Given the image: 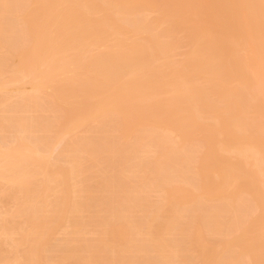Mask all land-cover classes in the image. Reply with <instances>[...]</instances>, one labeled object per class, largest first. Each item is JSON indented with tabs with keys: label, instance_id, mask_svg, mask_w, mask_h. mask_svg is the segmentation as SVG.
<instances>
[{
	"label": "bare ground",
	"instance_id": "bare-ground-1",
	"mask_svg": "<svg viewBox=\"0 0 264 264\" xmlns=\"http://www.w3.org/2000/svg\"><path fill=\"white\" fill-rule=\"evenodd\" d=\"M11 1L0 0L8 44L21 34L4 24ZM26 1L27 37L7 83L26 73L23 105L0 120V132H16L0 149V264H264V0H207L204 8L202 0ZM146 11L156 16L147 20ZM182 39L186 50L174 60ZM43 97L60 116L42 131L70 134L99 120V134L48 162L51 137L31 140L20 114L39 111ZM172 133L185 143L197 134L201 151L179 153ZM168 153L174 175L159 162ZM88 173L98 178L92 187L81 182ZM240 194L251 204L245 222L228 223L224 207L194 213L204 199L239 205ZM90 202L105 205L104 217L88 212ZM85 212L89 221L70 222ZM61 226L75 239L43 258ZM89 226L95 237L85 240ZM185 248H197L196 257Z\"/></svg>",
	"mask_w": 264,
	"mask_h": 264
},
{
	"label": "rangeland",
	"instance_id": "rangeland-1",
	"mask_svg": "<svg viewBox=\"0 0 264 264\" xmlns=\"http://www.w3.org/2000/svg\"><path fill=\"white\" fill-rule=\"evenodd\" d=\"M13 1V0H12ZM11 1V3H12V5H11V9H9V13L8 14H6V18L4 17L3 18V20H4V24L5 25H9V26H13V27H15V29H16V32L17 33H21L20 34V36L19 35H17V36H15V43L14 44H8L7 42H5V40L3 39V38H5V37H1L0 38V44H2V46L0 45V66H1V68H0V70H1V72H0V74H2V75H0V120H1V116H2V118H3V115L4 116H6V114H7V112H9V110L12 108V109H14L13 107H16L15 108V110L16 109H18L20 106H21V104H22V99H23V93L21 92V89H20V87L22 86V84H24V82L25 81H27L28 79V77H27V75H26V73L25 72H19L18 73V75H17V82H10L9 84H7L10 80H9V78L13 75V73L14 72H16V71H19V68H17L16 70H14V68L16 67L15 65H13L14 63H13V61H12V59H13V57H11L12 55H14V53L16 54V52H15V49L16 48H18V46H20V44H23L24 43V41H25V37H27V33H25L26 32V28H25V26H24V24H23V22H21L22 20H21V17L23 16L22 15V13L24 12V11H26V5H27V1L26 0H14L15 2H12ZM24 1H25V3H24ZM155 2H158L159 0H154ZM23 2V3H22ZM15 3V4H14ZM207 3V0H202V1H200V4H201V7H203L204 8V6H205V4ZM14 4V5H13ZM26 4V5H25ZM20 5V6H19ZM23 5H25V6H23ZM13 6V7H12ZM199 6H197L196 8L199 10V8H198ZM23 8H25V9H23ZM23 10V11H22ZM10 11H11V13H10ZM197 11V10H196ZM21 12V13H20ZM25 13V12H24ZM198 13H199V15H196V16H200V17H202L201 19H203V20H206L205 21V23H207L208 21H209V14H207V13H201V12H199L198 11ZM197 13V14H198ZM22 16H21V15ZM21 16V17H20ZM143 16H145L146 17V19L147 20H150L151 18H153V17H155L156 16V14H155V12H153V11H146V12H144V15ZM200 17H198V18H200ZM209 18V19H208ZM8 21L10 22V23H8ZM16 21H17V23H16ZM20 23V24H19ZM190 24L191 23H187V24H185L184 25V29H185V31H186V33H188V32H190L191 31V27H190ZM163 27V26H162ZM161 27V28H162ZM182 27H183V25H182ZM183 29V30H184ZM21 35H22V37H21ZM19 36V37H18ZM22 38V39H21ZM24 38V39H23ZM23 40V41H22ZM184 40V41H183ZM7 41V40H6ZM18 41V44L16 45V42ZM182 43H183V46L182 47H180L179 49H177L175 52H174V57L175 58H173L174 60L175 59H179L180 57V52H184L185 50H186V47L184 46L185 45V39H182ZM4 45V46H3ZM21 46H23V45H21ZM13 47V48H12ZM176 56H178V57H176ZM4 57V58H3ZM11 58V59H10ZM6 61V62H5ZM8 62V63H7ZM7 64V65H6ZM11 64L13 65L12 67H11ZM9 65V66H8ZM12 68H13V70H12ZM13 72H12V71ZM11 71V72H10ZM7 72H9V73H7ZM24 73V74H23ZM7 74V75H6ZM20 77V78H19ZM27 77V78H26ZM20 80H19V79ZM27 79V80H26ZM25 80V81H24ZM22 81V82H21ZM3 82H5V83H3ZM13 83V84H12ZM15 84H17V85H15ZM4 85V86H3ZM8 85H9V87H8ZM13 85H15V86H13ZM1 86H3V87H5V88H3V87H1ZM11 88H15V89H11ZM11 90V91H10ZM2 92V93H1ZM9 92V93H8ZM13 92V93H12ZM21 92V93H20ZM44 96H46L45 94H43ZM42 94H41V96H43ZM4 100H3V99ZM6 98V99H5ZM8 98V99H7ZM22 98V99H21ZM48 101V102H47ZM11 102V103H10ZM20 102H21V104H20ZM16 103V104H15ZM45 103V104H44ZM3 104V105H2ZM23 105V104H22ZM18 106V107H17ZM43 106V107H42ZM42 108H39V111H38V109H33V108H31V110L30 109H28V110H25V111H23L22 113L20 112V114L22 115V116H24V117H22L20 114V116L22 117V118H24L25 120H26V122H28L27 123V128L29 127H31V132L27 129V133H28V131H29V133H31V140H33V138H34V140H35V138H38V139H36L35 141H42V140H44V139H48V137H51V138H49V140H50V145L48 146V148L46 149L47 151H45V152H47L46 154H44L43 153V155H44V157H45V160H47L48 162H55V160H62V159H64V155H66V154H64L63 152H65V150H66V145L67 144H69L71 141H73V140H77V139H80V138H87V137H96V135H97V133L99 134V128H98V126H99V120H97V121H89L88 123H86L83 127H80V128H77V129H75L74 131H72L70 134H64V133H62V134H56L55 133V130L54 129H52V128H48L46 131H42V129H40V128H38L39 126L40 127H43V126H45L46 125V123H48V122H52V121H54V120H56L59 116H60V109L58 110L57 109V107L48 99V98H44L43 97V104H42ZM50 106V107H49ZM6 108V109H5ZM21 108V107H20ZM19 108V109H20ZM55 108V109H54ZM42 109V111H40ZM20 111H22V110H20ZM35 111V112H34ZM37 111V112H36ZM54 111H55V113H54ZM6 112V113H5ZM43 113V114H42ZM51 113V114H50ZM53 113V114H52ZM37 118H39V119H37ZM43 118V119H42ZM38 121H37V120ZM30 120V121H29ZM33 120V121H32ZM34 120H36L37 122H39V124H43L42 126L41 125H38L37 126V122L36 121H34ZM29 122H31V123H29ZM33 122H35L36 123V125H35V123H33ZM44 122V123H43ZM97 122H98V124H97ZM30 124H32V125H30ZM30 125V126H29ZM88 125V126H87ZM35 126V127H34ZM5 127V126H4ZM3 126H2V128H4ZM37 127V128H36ZM46 127V126H45ZM1 128V129H2ZM35 128V129H34ZM6 130H1L2 132H0V149L1 150H4V148H7L8 147V145H10L12 142H13V140H14V138H15V134H16V132H15V129L14 128H10L9 130L7 129V127L5 128ZM13 129V130H12ZM95 129V130H94ZM162 129V130H161ZM40 130V131H39ZM97 130V131H96ZM164 130V131H163ZM5 131V132H4ZM13 131V132H12ZM11 132V133H10ZM50 132H51V134H50ZM86 132V133H85ZM88 132V133H87ZM97 132V133H96ZM158 132L159 133H161V132H165V133H168L165 129H163V128H160V129H158ZM8 133V134H7ZM12 133H14V134H12ZM49 133V134H48ZM96 133V134H95ZM4 134V135H3ZM44 134V135H43ZM28 135V134H27ZM47 135V136H46ZM50 135V136H49ZM57 135L59 136V137H57ZM83 135H85V136H83ZM172 136H169V137H171L172 139V141H174L173 143H175V144H177L176 145V147H177V151L179 152V153H182L183 151H187V152H191V155L193 154V155H196L197 153H199L198 151H201L200 149H201V145H200V143L199 142H197V140H198V135L197 134H194L193 136H191V138L185 143V142H183V141H181L178 137H176V135L175 134H171ZM174 135V136H173ZM30 136V135H29ZM28 136V137H29ZM33 136V137H32ZM46 136V137H45ZM52 136H56V138H54V137H52ZM60 136H61V138H60ZM64 136V137H63ZM100 136V135H99ZM39 138H42V140L41 139H39ZM60 138V139H59ZM98 138V137H97ZM55 139V141L53 142L52 140H54ZM52 141V142H51ZM179 143V144H178ZM192 146V147H191ZM175 147V148H176ZM182 147V148H181ZM3 148V149H2ZM63 148V149H62ZM179 148H181V149H183L182 151L179 149ZM193 150V151H192ZM61 151H63V152H61ZM67 151V150H66ZM196 152V153H195ZM59 153H60V155H59ZM184 153V152H183ZM169 155H171V154H167V155H165L164 157H163V160H161V161H159L160 163H164L162 166L164 167V165H166L165 163H167V161H169V163H170V165H169V163H167V167L166 168H169L170 166H172L171 168H169V170L170 169H172L171 171H170V173H172V174H170V175H174L173 173H175V167L174 166H176V165H174L175 163V161L171 158V156H169ZM49 156V157H48ZM167 156H169V157H167ZM55 158V160H54V158ZM57 157V158H56ZM169 158V159H168ZM51 159H52V161H51ZM166 159V160H165ZM54 160V161H53ZM153 160V159H152ZM170 160H172V162H170ZM154 161V160H153ZM174 161V162H173ZM155 162V161H154ZM158 162V163H159ZM157 163V164H158ZM159 163V164H160ZM169 165V166H168ZM114 166V165H113ZM174 169V170H173ZM87 175V177L88 178H86L85 177V175L83 176V178H82V183L83 184H87L88 182V187H92L93 185H95L96 184V182L98 181V178H96L95 177V175H92V173H88V174H86ZM137 175V176H136ZM140 174L139 173H136L135 175H134V177H131V178H129V181L130 182H132V184L134 183V184H139V183H137V182H139V178H138V176H139ZM91 176H94V177H91ZM84 177H85V179H84ZM87 179V180H86ZM90 179H92V180H90ZM136 180H138V181H136ZM87 181V182H86ZM96 181V182H95ZM92 182V183H91ZM89 184H91V186L89 185ZM87 186V185H86ZM161 196V193L159 194H157V192H155V191H152V193L151 192H149V194H148V198H149V200L151 201V202H157L158 201V199H159V197ZM244 195V196H243ZM157 196H158V198H157ZM97 199H100L101 198V195H99L98 197L97 196H95ZM238 198H239V200H241V202L242 203H240L239 205H235L234 207H232V206H229L228 205V203L227 202H225V201H222L221 202V200H219V201H212V203H211V200H200V201H202L201 202V206L200 207H196L194 210H196V212H194L195 213V215H196V213L199 211V210H201L202 209V212H205V214L209 211V210H211L212 208H213V210H216V208L217 207H224L225 208V210H227V212L225 213V220L226 221H228V223H230V222H232L233 221V219L235 218V217H237V219H238V221L239 222H245V221H247L248 220V215H249V213H251V204H250V202H249V199H248V197L245 195V194H240L239 196H238ZM160 200V199H159ZM207 201H209V202H207ZM93 203L92 204H94V201H92ZM244 203H246V204H248V205H246V204H244ZM90 204V206L88 207V212L91 214V215H95V217H97V220L98 219H100V217L102 218V217H104V215H105V205L104 204H102V203H99V204H95V205H92L91 204V202L89 203ZM208 204V205H207ZM243 204V205H242ZM221 205V206H220ZM250 205V206H249ZM212 206V207H211ZM227 206H229V207H227ZM248 206H249V208H248ZM1 207V206H0ZM209 207V208H208ZM231 207V208H230ZM245 207V208H244ZM193 210V211H194ZM233 210V211H232ZM104 211V212H103ZM235 212V213H234ZM237 212V213H236ZM193 212H191L190 214L191 215H193L194 214ZM257 213H258V211H256L253 215H257ZM87 213L85 212V213H83L82 215L83 216H81V213H80V215L77 213L76 214V216H75V218L74 217H71V216H73V215H71L70 216V222L73 220H75L76 218H78V220L79 219H81V220H84L85 222H87V221H89V219H87V217L86 216H88V214L86 215ZM77 215H79V217H77ZM233 215V216H232ZM252 215V214H251ZM99 216V217H98ZM229 216V217H228ZM86 217V218H85ZM134 217H136V218H139L140 217V213H137L136 212V214L134 215ZM233 217V218H232ZM251 217V216H250ZM203 229H205L206 228V226H204L203 224H202V226H201ZM62 228H63V226H61L60 228H58L57 230H55V232L52 234V236L49 238V241L47 242V245H46V247L45 248H43V252H42V257L43 258H47V259H50V258H52L53 256H55L58 252H60V251H64V250H66V249H68L69 248V242H71L73 239H75V237L73 238V236L70 234L71 233V229H68L69 230V235L67 234L68 233V230L67 231H65V233H64V230H62ZM90 228V229H89ZM232 228H228V232H230V233H232V235H234L233 233L234 232H232V230H231ZM206 230L207 229H205L204 230V233H206ZM87 233L83 236V238L85 239V240H92L95 236H93L92 234H90L89 233V231H91V226H89L88 228H86V230H85ZM67 232V233H66ZM87 234H89V235H87ZM205 238H207L208 240H211V237H207V234L206 235H204V234H202ZM172 238H174L175 236L172 234ZM169 237L171 238V236L169 235ZM169 237L167 238V239H169ZM171 238V239H172ZM59 246V247H58ZM65 248V249H64ZM62 249V250H61ZM186 249V248H185ZM193 249V250H192ZM196 249L197 248H187L186 250H188V252H189V255H191V256H193V258H195L196 257V255H197V253H195L196 252ZM60 250V251H59ZM193 251V252H192ZM57 252V253H56ZM229 253V252H228ZM227 253V254H228ZM230 254V253H229ZM139 257H141L140 256V254H137L136 253V258H139ZM149 258H150V256H149ZM242 259L241 260H243V261H241V262H244V261H246L247 260V257H245V256H242L241 257Z\"/></svg>",
	"mask_w": 264,
	"mask_h": 264
}]
</instances>
